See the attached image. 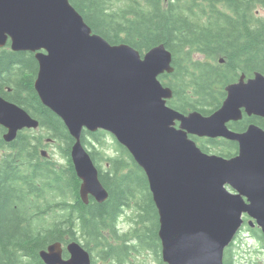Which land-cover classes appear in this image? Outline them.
<instances>
[{
  "label": "water",
  "instance_id": "water-1",
  "mask_svg": "<svg viewBox=\"0 0 264 264\" xmlns=\"http://www.w3.org/2000/svg\"><path fill=\"white\" fill-rule=\"evenodd\" d=\"M9 41L14 51L35 53V89L75 139L71 157L86 203L90 196L99 202L109 197L82 142L84 129H104L148 177L166 263L224 264L225 250L245 215L264 233V128L250 124L238 132L228 126L244 113L264 118L263 73L229 84L223 105L213 114H184L168 105L174 93L159 78L174 71L171 51L161 44L142 55L128 44H111L70 0H0V47ZM0 125L7 128L5 140L12 141L40 122L0 95ZM192 134L237 141L239 154L207 153ZM67 249L68 259L61 242L41 257L46 264H92L79 242Z\"/></svg>",
  "mask_w": 264,
  "mask_h": 264
},
{
  "label": "trees",
  "instance_id": "trees-1",
  "mask_svg": "<svg viewBox=\"0 0 264 264\" xmlns=\"http://www.w3.org/2000/svg\"><path fill=\"white\" fill-rule=\"evenodd\" d=\"M70 1L93 31L113 45L128 44L142 55L161 44L171 51L174 71L159 78L173 90L168 105L181 113L209 116L223 105L229 84L264 74V21L256 15L264 0ZM38 70L34 52L14 51L10 41L0 47V95L40 121L33 135L20 131L10 142L0 125V264H46L41 252L57 242L68 257L66 246L72 241L91 253L93 264L98 257L109 264H135L133 254L143 251L151 252L158 264H168L148 177L113 135L108 143L110 134L104 130L85 129L82 142L109 197L103 202L92 196L88 203L82 199V180L71 157L75 139L61 117L41 101L35 89ZM250 124L264 128V118L244 113L229 127L243 132ZM190 136L207 153L225 158L239 154L237 141ZM52 144L65 163L43 155L41 148ZM132 204L138 226L120 234L119 218ZM247 230L264 252L262 230ZM234 245L226 249L224 264H237Z\"/></svg>",
  "mask_w": 264,
  "mask_h": 264
},
{
  "label": "rangeland",
  "instance_id": "rangeland-1",
  "mask_svg": "<svg viewBox=\"0 0 264 264\" xmlns=\"http://www.w3.org/2000/svg\"><path fill=\"white\" fill-rule=\"evenodd\" d=\"M256 15L264 21V7H258L256 9ZM37 130L28 129L27 131L33 135V133H35ZM107 141L108 143L113 141L111 135L107 137ZM56 145L57 144H52L51 146L42 147L41 149L47 151L46 156H49L50 158L54 157V159L61 164L65 163L66 160L61 156V152ZM111 150H109V153H111ZM137 218L138 213L135 205L132 204L130 207H126L124 213L121 215L118 221L120 234L134 232L133 228L138 226L136 222ZM248 226L242 229L235 239V245L233 248L235 261L237 264H264V252H262V246L259 241L254 238L247 230ZM108 236L111 238L110 235ZM112 241L116 243L115 239ZM131 261H133L135 264H158L155 262L153 255L149 251H143L137 254L134 253ZM96 264H109V261H103L98 257Z\"/></svg>",
  "mask_w": 264,
  "mask_h": 264
},
{
  "label": "flooded vegetation",
  "instance_id": "flooded-vegetation-1",
  "mask_svg": "<svg viewBox=\"0 0 264 264\" xmlns=\"http://www.w3.org/2000/svg\"><path fill=\"white\" fill-rule=\"evenodd\" d=\"M247 79H248V77H247Z\"/></svg>",
  "mask_w": 264,
  "mask_h": 264
}]
</instances>
